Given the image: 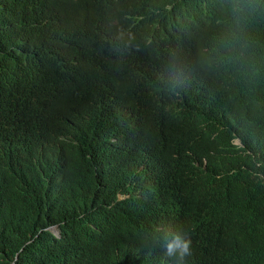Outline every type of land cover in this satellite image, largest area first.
I'll return each instance as SVG.
<instances>
[{
	"label": "clouds",
	"instance_id": "clouds-1",
	"mask_svg": "<svg viewBox=\"0 0 264 264\" xmlns=\"http://www.w3.org/2000/svg\"><path fill=\"white\" fill-rule=\"evenodd\" d=\"M103 1H79L72 14L50 10L39 21L47 23L39 34L65 41L89 31L90 17ZM23 4L0 0L4 10ZM110 5L122 14L120 36L143 57L136 83L121 96L90 98L38 127L30 125L29 103L12 106L18 159L32 162L36 171L0 186V207L10 215L13 232H26L24 242L39 261L66 252L59 241L80 246L82 239L95 251L109 250L117 264H212L200 250L204 246L223 258L228 249L235 256L229 231L211 215L213 204L226 195L213 190L203 151L208 144L244 148L248 97L258 98L264 109V24L258 22L264 0H113ZM94 57L89 51L87 59ZM38 76L64 86L51 66L22 76L0 66V120L19 82ZM161 171L178 182L202 180L201 189L194 198L156 190L157 203L141 208L140 182ZM62 184L71 187L64 191ZM121 204L139 208L137 218L149 226L139 228L137 219L122 224ZM252 226L264 245L262 202L256 203Z\"/></svg>",
	"mask_w": 264,
	"mask_h": 264
},
{
	"label": "trees",
	"instance_id": "trees-1",
	"mask_svg": "<svg viewBox=\"0 0 264 264\" xmlns=\"http://www.w3.org/2000/svg\"><path fill=\"white\" fill-rule=\"evenodd\" d=\"M21 7L0 8V66L6 67L15 76L29 74L39 67H52L58 71V85L50 78L38 76L31 81L19 82L8 105L2 107L0 120V186L15 180L30 177L36 166L18 159L16 139L18 127L12 125L11 107L29 103L34 109L30 125L38 127L56 114L96 96H121L134 84L142 65L143 57L120 36L122 14L110 5L113 0H104L90 17V30L78 32L65 41L52 40L42 34L46 22L39 23L52 9L72 14L82 0H23ZM79 22V19L76 18ZM264 24V16L258 19ZM95 57L87 59L89 51ZM251 117L241 131L244 148L206 145L203 155L212 170V187L215 192H224V200L214 203L211 215L215 222L226 228L232 239V250L227 257H220L216 250L207 246L201 251L209 254L212 264H264V245L255 239L252 226L256 203H264V109L258 98L249 96ZM250 150V153L245 150ZM259 163V164H258ZM116 177V175H115ZM118 179V177H117ZM202 180L189 184L174 180L167 172L146 178L143 187L141 208L154 206L159 195L156 190L183 198H194L200 191ZM99 188L102 185L96 183ZM123 187L132 189L133 183ZM70 184H62L67 191ZM153 195L147 202V196ZM139 208L131 211L121 204L122 224L136 221L145 229L149 223L137 218ZM26 232L15 233L10 225V215L0 207V264H12L15 252L17 264H117L109 250L96 249L82 239L79 245L61 240L57 255L48 261H39L38 252L25 243ZM22 248L20 249V247Z\"/></svg>",
	"mask_w": 264,
	"mask_h": 264
},
{
	"label": "rangeland",
	"instance_id": "rangeland-1",
	"mask_svg": "<svg viewBox=\"0 0 264 264\" xmlns=\"http://www.w3.org/2000/svg\"><path fill=\"white\" fill-rule=\"evenodd\" d=\"M133 159H134V161H137V159H138V156H134V158H133Z\"/></svg>",
	"mask_w": 264,
	"mask_h": 264
},
{
	"label": "bare ground",
	"instance_id": "bare-ground-1",
	"mask_svg": "<svg viewBox=\"0 0 264 264\" xmlns=\"http://www.w3.org/2000/svg\"><path fill=\"white\" fill-rule=\"evenodd\" d=\"M143 61V60H142Z\"/></svg>",
	"mask_w": 264,
	"mask_h": 264
}]
</instances>
